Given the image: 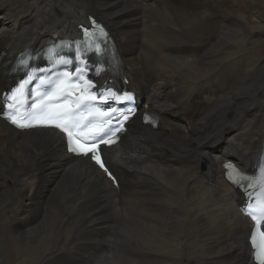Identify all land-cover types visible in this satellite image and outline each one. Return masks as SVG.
<instances>
[{"label":"bare ground","instance_id":"1","mask_svg":"<svg viewBox=\"0 0 264 264\" xmlns=\"http://www.w3.org/2000/svg\"><path fill=\"white\" fill-rule=\"evenodd\" d=\"M262 4L0 0V264H257L223 165L249 170L264 138ZM92 13L116 41L118 83L146 100L101 148L118 186L58 130L1 116L18 53L79 37Z\"/></svg>","mask_w":264,"mask_h":264},{"label":"snow or ice","instance_id":"2","mask_svg":"<svg viewBox=\"0 0 264 264\" xmlns=\"http://www.w3.org/2000/svg\"><path fill=\"white\" fill-rule=\"evenodd\" d=\"M95 25V21L92 22ZM98 27V26H97ZM84 34L86 38H90L92 33L89 32L88 29H84ZM106 35V34H104ZM87 42V41H86ZM49 53L54 52V49H49ZM97 51L99 49L97 48ZM79 59V56H77ZM57 63H62L64 65H68L71 63L70 60L65 59L64 57H60ZM22 63L27 66L28 61H22ZM81 64H86V61H81ZM38 71L37 69H32V73ZM86 72V68L76 67L73 71H64L61 73L59 82L56 84L55 91H50L44 97L46 100H52L58 98L59 96L65 95L66 88L75 87V85H67L66 81L73 76H76L78 80H84V75ZM33 79L32 74H28L27 78L20 81L18 86L11 90L10 94L5 96V99L9 101L7 103V108L10 110H14V112H9L7 115V119L11 121L12 124L16 125L20 128H30L33 127L34 124H40L44 126H54L60 129L63 133L66 134L68 138V150L72 153L81 154L84 156H88L90 153L92 154L91 158L102 168L105 172H108V169L105 167L100 154H99V145L100 144H108L110 143V139L106 138L111 134L115 135V131L119 129L113 130L111 128L105 129V125L111 123V120L105 121L103 123H92L89 122L86 125L81 124L80 120H78L74 114L72 113V108L67 104L64 105H48L43 104L37 105L35 101L31 104H28L27 107L32 109L31 111H27L22 113L20 108L23 107L27 103L28 97L32 95V90L28 89L27 96L25 94V86L28 85ZM41 83H44L41 80ZM86 84L89 87H94L92 82L86 81ZM99 91V89H98ZM68 95L71 94L69 91ZM36 95H40V93H36ZM90 100L97 99V96L93 94L88 97ZM100 99H111L113 101H132L134 96L132 93L125 92L123 94H118L116 91H113L111 88L106 89L100 92ZM79 108V103L76 105ZM87 107V106H85ZM57 110H53V109ZM96 111L102 116H108L110 113H115L116 109L109 108L108 111L102 112L100 109H96ZM132 111L131 109L129 110ZM128 115H123L122 120H127ZM121 120V122H122ZM230 169L229 179L233 181V183L238 186L244 187L241 183L243 180H249L247 188H255L257 185L258 191L255 194V204L249 203L247 212L248 214L257 221L259 225L261 219H264V168L260 170V175L255 179L244 176L241 174L234 166L231 164L227 165ZM110 175V173H109ZM247 191V189H245ZM249 197L253 196L252 192L248 193ZM261 237L260 244V253L258 255V259L260 260V264H264V232L259 233ZM253 242L256 241V236L252 237Z\"/></svg>","mask_w":264,"mask_h":264},{"label":"rangeland","instance_id":"3","mask_svg":"<svg viewBox=\"0 0 264 264\" xmlns=\"http://www.w3.org/2000/svg\"><path fill=\"white\" fill-rule=\"evenodd\" d=\"M262 6H264V4H262ZM247 8L249 7L248 5L246 6ZM261 13L263 14V12H262V10H261ZM93 14V13H92ZM264 15V14H263ZM93 16H96L95 14H93ZM96 17H98V16H96ZM1 25H2V23H1ZM0 25V26H1ZM16 28H18V27H16ZM140 99H141V101H142V99L143 98H141V96H140ZM138 100H139V97H138ZM146 102V100L145 99H143V101H142V103L144 104ZM141 103V104H142ZM141 104H140V106H141ZM129 126H130V124H129ZM229 157L231 158V157H235L234 155H229ZM236 158V157H235ZM204 164L202 165V168H204ZM204 171V170H203ZM8 183H9V181H8Z\"/></svg>","mask_w":264,"mask_h":264}]
</instances>
